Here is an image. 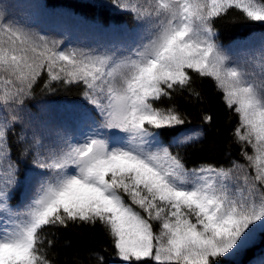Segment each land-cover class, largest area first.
Returning a JSON list of instances; mask_svg holds the SVG:
<instances>
[{"label": "snow or ice", "instance_id": "6c2138e0", "mask_svg": "<svg viewBox=\"0 0 264 264\" xmlns=\"http://www.w3.org/2000/svg\"><path fill=\"white\" fill-rule=\"evenodd\" d=\"M112 3L137 27L105 51L63 48L0 8V264H53L44 230L78 224L104 229L113 264H221L264 233V48L243 62L260 68L249 72L231 61L214 26L233 9L264 24V0ZM197 78H210L238 116L232 135L246 165L189 168L172 151L203 131H179L188 117L157 105L184 93L203 102ZM71 86L84 105L67 111L82 130L46 147L28 132L27 102L37 87ZM10 134L31 176L21 179ZM17 193L24 203L13 208ZM97 264H105L98 254Z\"/></svg>", "mask_w": 264, "mask_h": 264}, {"label": "trees", "instance_id": "16d2710c", "mask_svg": "<svg viewBox=\"0 0 264 264\" xmlns=\"http://www.w3.org/2000/svg\"><path fill=\"white\" fill-rule=\"evenodd\" d=\"M0 8L6 9L12 21L60 40L63 48L111 49L129 42L137 27L132 15L117 8L112 0H0ZM214 26L225 50L236 52L242 60L264 48V24L248 21L238 10H229L224 17L214 21ZM248 65L252 66L251 72L260 74L255 63ZM194 87L202 93L203 102L184 93L157 105L166 108L175 104L188 117V122L179 131H203L198 141L173 147L172 151L179 152L189 168L201 164L230 167L233 161L246 165L241 145L232 135L238 116L222 103V93L217 91L210 78H197ZM83 105L80 89L76 86L58 87L53 93L37 87L34 97L27 102L25 113V120L30 125L29 134L35 130L46 147L60 144L62 137L74 131L75 120L67 111L68 107ZM204 113L213 117L211 124L203 122ZM164 139L168 143L171 138ZM9 140L12 158L19 163L21 179L25 175L31 176L30 157H20V145L11 134ZM20 192H24L23 187ZM22 200L23 197L17 193L11 200V206H18ZM44 231L47 239L53 240L48 250V258L53 264H97V254L104 257L105 264H113L115 250L110 237L99 224H78ZM221 264H264V233L258 234L255 242L239 256L221 260Z\"/></svg>", "mask_w": 264, "mask_h": 264}, {"label": "rangeland", "instance_id": "374dc122", "mask_svg": "<svg viewBox=\"0 0 264 264\" xmlns=\"http://www.w3.org/2000/svg\"><path fill=\"white\" fill-rule=\"evenodd\" d=\"M124 44H126V42L122 43L120 45H124ZM120 45H118V46H120ZM90 50L105 51V50H108V48L102 49V50H98V49H94L93 48V49H90ZM226 54L231 58L232 62H236V63L240 64L241 66L245 67L246 70L249 68L248 71L251 72L250 69H251L252 66L249 67L248 64L245 65L243 63L245 60H242V58L236 52L226 51ZM81 130H82L81 127L78 126L77 123L75 122L74 123V131L70 132L67 136H69V137L78 136ZM247 149H248L249 153L251 154V148H247ZM29 195H31V193H29ZM23 203H24V201L19 206H22ZM5 215H6L5 213L0 212V216H5ZM0 223H2V222H0ZM156 230L159 231V228L157 227Z\"/></svg>", "mask_w": 264, "mask_h": 264}]
</instances>
